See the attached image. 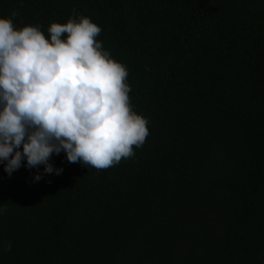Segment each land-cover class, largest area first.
I'll use <instances>...</instances> for the list:
<instances>
[{
  "label": "trees",
  "instance_id": "trees-1",
  "mask_svg": "<svg viewBox=\"0 0 264 264\" xmlns=\"http://www.w3.org/2000/svg\"><path fill=\"white\" fill-rule=\"evenodd\" d=\"M74 11L149 135L106 169L0 164V264H264V0H0L46 39Z\"/></svg>",
  "mask_w": 264,
  "mask_h": 264
},
{
  "label": "clouds",
  "instance_id": "clouds-1",
  "mask_svg": "<svg viewBox=\"0 0 264 264\" xmlns=\"http://www.w3.org/2000/svg\"><path fill=\"white\" fill-rule=\"evenodd\" d=\"M0 17V164L9 176L65 154L70 163L106 169L134 156L149 135L148 120L130 103L127 67L97 39L102 29L73 14L65 24L17 27ZM66 34V36L62 35ZM37 173L33 180L39 181ZM5 209L0 208V212ZM5 242L4 251L11 250Z\"/></svg>",
  "mask_w": 264,
  "mask_h": 264
}]
</instances>
